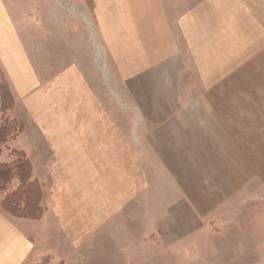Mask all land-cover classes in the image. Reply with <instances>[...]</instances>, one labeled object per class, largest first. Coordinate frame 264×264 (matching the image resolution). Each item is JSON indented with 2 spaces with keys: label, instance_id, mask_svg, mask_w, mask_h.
<instances>
[{
  "label": "rangeland",
  "instance_id": "374dc122",
  "mask_svg": "<svg viewBox=\"0 0 264 264\" xmlns=\"http://www.w3.org/2000/svg\"><path fill=\"white\" fill-rule=\"evenodd\" d=\"M0 2V35L20 36L34 68L26 79L13 55L11 77L28 84L18 95L0 66L12 99L4 118L22 127L0 162L21 152L40 188L27 264H264V172L236 187L233 157L204 163L201 140L185 137L186 108L176 115L172 102L188 92L148 88L129 60L109 58L121 53L94 33L93 0ZM263 146L243 139L240 149Z\"/></svg>",
  "mask_w": 264,
  "mask_h": 264
},
{
  "label": "crops",
  "instance_id": "0c3cea01",
  "mask_svg": "<svg viewBox=\"0 0 264 264\" xmlns=\"http://www.w3.org/2000/svg\"><path fill=\"white\" fill-rule=\"evenodd\" d=\"M92 5L94 33L108 52L121 53L109 58L129 60L138 79H150L148 88L170 91L172 98L188 92L187 102L178 93L172 102L176 115L186 108L185 137L201 140L204 163L208 154L225 163L233 157L230 169L239 172L229 180L234 186L243 173L264 172V150L258 148L257 156L256 150L240 149L243 139L264 140V0H93ZM6 33L0 35V66L20 95L19 87L26 90L28 84L11 77L13 55L19 66L24 62L26 79L34 68L20 36ZM227 138L233 150H214L213 140ZM23 221L0 212V264H27L32 257L29 229L35 221Z\"/></svg>",
  "mask_w": 264,
  "mask_h": 264
},
{
  "label": "trees",
  "instance_id": "16d2710c",
  "mask_svg": "<svg viewBox=\"0 0 264 264\" xmlns=\"http://www.w3.org/2000/svg\"><path fill=\"white\" fill-rule=\"evenodd\" d=\"M1 69V68H0ZM0 70V153L7 141H11L22 132L14 120L4 118L3 112L10 110L12 99L8 94V86ZM10 163L0 162V194H4L0 201V209L9 217L37 221L42 218L40 205V188L31 180V166L21 152L13 151ZM16 186L9 190L12 184Z\"/></svg>",
  "mask_w": 264,
  "mask_h": 264
}]
</instances>
